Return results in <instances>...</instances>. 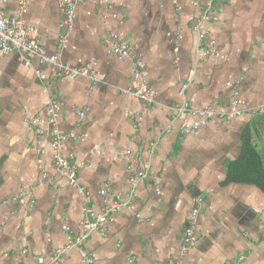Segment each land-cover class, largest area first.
<instances>
[{
	"label": "crops",
	"instance_id": "crops-1",
	"mask_svg": "<svg viewBox=\"0 0 264 264\" xmlns=\"http://www.w3.org/2000/svg\"><path fill=\"white\" fill-rule=\"evenodd\" d=\"M1 7L38 32L47 55L58 54L63 66L89 67L97 82L53 80L48 67H41V82L15 55L0 56V264L47 262L81 232L83 199L53 165L48 138L25 122L37 116L40 129H48L50 95L63 104L58 127L67 136L65 153L83 163L77 183L94 212L126 200L129 177L157 142L150 175L135 187L134 208L112 214L103 232L87 238L91 264H264V116L211 119L187 136L180 128L200 116L173 118L178 84L189 79L186 96L195 110L264 103V0H217L212 20L200 29L209 30L206 40L220 57L202 60L193 27L203 0H78L60 51L56 0H2ZM113 36L131 48L130 57L106 53ZM137 64L155 94L150 106L124 92L140 80ZM198 197L197 241L180 256ZM61 264L88 263L72 248Z\"/></svg>",
	"mask_w": 264,
	"mask_h": 264
},
{
	"label": "built area",
	"instance_id": "built-area-1",
	"mask_svg": "<svg viewBox=\"0 0 264 264\" xmlns=\"http://www.w3.org/2000/svg\"><path fill=\"white\" fill-rule=\"evenodd\" d=\"M60 11V33L58 36L57 49L60 51L68 42V34L72 29L75 19V4L78 0H56ZM175 5V0H170ZM217 0H203V8L201 10L200 19L194 23L193 30L196 33V52L199 60L215 57H220L219 53L214 49V41L212 39L206 40L209 30L206 28L202 31L200 25L208 23L212 20V14L215 10ZM197 6V3H194ZM2 0H0V56L15 55L17 60L25 68H33L34 74L39 81L46 80L45 73L41 67H48L52 72L53 80H67L77 77H86L92 84L97 82L95 72L87 66L83 67H67L63 66L59 60V55H47L45 50L39 43L38 32L26 24L18 16L6 15L2 10ZM206 40V42H205ZM131 48L120 44L117 41V36H113V43L106 48V53L116 56L119 59L128 58L131 56ZM177 52V48L174 49ZM177 60V59H176ZM37 64L38 67H35ZM140 80L137 83L131 84L124 92L126 95L138 99L145 105H152L154 103L155 94L147 86L145 82L144 72L141 66L135 65ZM191 82V79L186 82H180L177 87V94L180 102L174 106L173 118H178L184 114L196 115L200 118L190 124H185L180 128L182 136H187L195 133L198 129L208 124L211 119L217 120H232L244 114H253L257 116H264V103L253 107H242L239 101H233L228 105L214 106L208 105L199 110L191 107L190 102L186 96V90ZM62 102L54 95L47 98L44 108L47 130L40 129V120L37 116H29L25 119L28 130L36 132L39 138L46 137L49 140V145L52 153V163L58 172L64 176L71 186H75L78 194L84 202L83 218L80 222L81 232L78 236L72 238L67 245L53 249L48 257L47 262L40 264H61L63 255L69 249L80 250L81 257L84 262L91 264L92 260L84 253L83 247L87 238L94 232H103L106 224L110 221L112 214L117 211L128 208L133 209L135 198V187L138 182L146 179L150 175V157H152L157 148V142L152 141L148 144L146 149V159L141 161L138 170L133 172L128 179L129 189L126 194L125 201L115 200L111 203L105 204L100 212H94L90 206V196L87 190L77 183V172L83 166V163H78L72 154L65 153V142L67 136L62 134L59 130V115L58 110L62 107ZM83 116L82 114H80ZM123 156H129V151L120 152ZM105 192H99L103 195ZM22 195V192L21 194ZM21 197V196H19ZM202 197H198L189 210L188 224L185 228L180 242L179 253L184 256L190 248H192L197 237L194 230V225L199 214V208L202 204ZM21 205H25L22 199H19ZM33 201H29V205H33ZM137 219L140 216L137 215ZM176 264H180L178 260Z\"/></svg>",
	"mask_w": 264,
	"mask_h": 264
},
{
	"label": "trees",
	"instance_id": "trees-1",
	"mask_svg": "<svg viewBox=\"0 0 264 264\" xmlns=\"http://www.w3.org/2000/svg\"><path fill=\"white\" fill-rule=\"evenodd\" d=\"M231 167H232V166H230V167L228 168V178H229V180L234 179V176L232 175V169H231Z\"/></svg>",
	"mask_w": 264,
	"mask_h": 264
}]
</instances>
